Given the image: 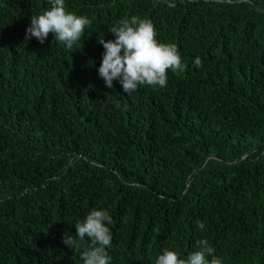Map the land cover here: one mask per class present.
I'll use <instances>...</instances> for the list:
<instances>
[{
	"label": "trees",
	"instance_id": "16d2710c",
	"mask_svg": "<svg viewBox=\"0 0 264 264\" xmlns=\"http://www.w3.org/2000/svg\"><path fill=\"white\" fill-rule=\"evenodd\" d=\"M65 5L91 21L70 51L25 39L48 0H0V264H83L62 238L93 209L112 218L110 264L205 239L223 264H264V0ZM133 15L188 65L164 88L99 77L98 41Z\"/></svg>",
	"mask_w": 264,
	"mask_h": 264
},
{
	"label": "clouds",
	"instance_id": "9594fccd",
	"mask_svg": "<svg viewBox=\"0 0 264 264\" xmlns=\"http://www.w3.org/2000/svg\"><path fill=\"white\" fill-rule=\"evenodd\" d=\"M48 4L42 13L31 16L25 39L34 37L44 44L51 33L70 51L80 42L91 21L68 10L65 0H48ZM110 32L114 40L98 41L104 48L98 74L109 89L113 87V81H118L126 94L136 91L139 86L164 88L169 70L183 73L188 67L175 43L158 42L155 27L147 18L133 15L121 19ZM193 66L201 67L199 57L195 58ZM111 223L112 218L106 210L93 209L84 220L75 224V235L64 233L62 242L72 250L82 249L80 258L83 264H110L107 249L111 248L112 242L108 227ZM197 227L203 229L204 224L198 221ZM85 237L90 243L82 247ZM197 249L181 258L177 251L164 248L155 264H223L222 258L215 255V249L206 239L197 242Z\"/></svg>",
	"mask_w": 264,
	"mask_h": 264
}]
</instances>
